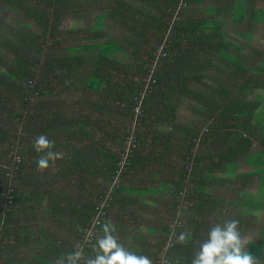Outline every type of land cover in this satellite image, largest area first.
<instances>
[{
	"label": "trees",
	"instance_id": "trees-1",
	"mask_svg": "<svg viewBox=\"0 0 264 264\" xmlns=\"http://www.w3.org/2000/svg\"><path fill=\"white\" fill-rule=\"evenodd\" d=\"M38 1L36 6L29 0L3 1L6 8L23 9L31 20L0 24V146L6 145L4 156L15 149L19 153L8 167L0 164L3 264H53L76 243L94 255L92 245L115 207L122 218L128 214L132 219L121 221L125 233L119 242L153 264H162L160 257L165 264H191L213 223L237 219L243 234L249 220L259 222L257 213L264 208V50L245 51L223 24L264 23V0H108V8L93 16L92 31L80 40L64 39V48L57 41L62 18L96 0ZM205 1L212 3L202 6ZM106 24L122 34L110 32ZM160 40L159 55H153L152 43ZM148 61L156 71L154 81L144 82L140 77L148 74ZM73 90L90 98L75 99L82 108L68 113L59 107L60 93ZM180 93L195 99L196 111L208 122L200 128L176 124L184 128L178 135L160 122L175 118L173 99ZM93 95L97 101L90 100ZM137 106L143 114L137 129L130 130L122 125L133 119ZM89 108L92 112L82 118ZM41 134L65 153L54 173L51 166L37 169L42 153L32 144ZM131 136L127 148L124 141ZM244 165L249 169L239 171ZM133 171L138 175L134 184L121 183ZM146 171L154 177L167 171L170 177L147 182L140 175ZM248 185L254 191L244 189ZM104 200L107 214L87 237ZM162 205L171 220H146L144 232L138 215ZM39 211L42 223L32 230L30 215ZM47 217L49 225L43 220ZM182 231L190 234L184 244L176 240ZM247 251L264 264V225Z\"/></svg>",
	"mask_w": 264,
	"mask_h": 264
},
{
	"label": "rangeland",
	"instance_id": "rangeland-1",
	"mask_svg": "<svg viewBox=\"0 0 264 264\" xmlns=\"http://www.w3.org/2000/svg\"><path fill=\"white\" fill-rule=\"evenodd\" d=\"M3 1L4 0H0V24L8 23L9 25L13 26L15 24L16 19L31 23V20L28 19V16L26 15L27 13L25 14V12H23V9H21L19 12H16L12 8L4 7L5 2H3ZM39 3H41V2L38 0H29V4H32L34 6H36ZM209 3H212V2L205 1L201 5L204 6V5L209 4ZM108 5H109L108 0H96V1L92 2V4L87 3V4L77 6V9H78L77 12L73 11V12H69L68 14H66L62 18V20L58 26V31H57L58 40L57 39L56 40L59 42V46L61 45L62 48L65 47L66 43L63 42L64 39L71 40L73 38H76V39L80 40L81 38L86 37L85 35L88 34L87 32L92 31L91 26L93 24V20H94L93 16L95 15V13L97 14L100 11L107 9ZM169 18L171 21H173L176 18V13H174ZM106 26L108 27V30L110 32H113L116 35L122 34L121 28L112 26L111 24H106ZM223 30L226 33H228L229 35L233 36L235 39H238V41L235 40L234 43H236L237 45H241L245 51L246 50L253 51L254 49H256V50H262L263 49L264 50V23L248 24V23H244V22L238 23V22L229 21V22H225L223 24ZM37 31H39V29H37ZM168 31H169V29H168ZM58 32H59V34H58ZM242 32H246V35L244 37L240 35V33H242ZM165 37H166V35H165ZM152 40H155V39H153V37H152ZM164 40H162V41L160 40L157 42L151 41V42H153L152 45H154L156 47L155 50L153 51V55H154V53H156L157 56L159 55V52H158L159 50L156 51V49H157V47H160L159 45L164 43ZM241 41L243 42L242 44L240 43ZM244 42H246V43H244ZM244 44H246L247 46H245ZM61 51H63V50H61ZM142 59H145V56L142 57L141 60ZM162 63H164L163 60L161 61V64ZM146 66L149 67L148 74L146 76L142 75L140 77L142 79V81H144V82H146L149 75H153L154 72L156 71V70L154 71L155 66L153 64H151V61H148V63H146V65H145V67ZM137 80H138V78H137ZM56 89H57V91H61L60 90V89H62L61 85H57ZM60 97L63 100L60 102L59 107H66V111L68 113H74L75 111L79 112L80 109L82 108V106L80 104L74 105V102H76L75 99H78V98L80 99L82 97H86V98L89 97L90 98V95H89V93H84L81 91L76 92L73 90L69 93H66V95H63V96L60 93ZM97 98H98L97 95H93L92 99H90V100L91 101H97ZM173 100L175 101V104H176L175 118L172 119L171 117L168 116L167 118H165L164 120H162L160 122L161 127L163 125H165L166 131H176V132H178L177 134L179 135L183 132V129H184V128H180L181 126L200 128V127H203L208 122L205 119V117L201 115L200 112L196 111V109H197L196 108V101L192 97H190L188 95H183L180 93L179 96L177 95V97H175ZM90 112H92L90 108L84 109L83 110L84 116H82V118L85 119V116L87 114H89ZM102 112H104V111H100L98 113H102ZM141 114H143L141 111V108L138 107V111L137 112L135 111L133 119L131 121H130V119H125V123L122 126L125 125L130 130H132L134 128L137 129V127H136V125L138 124L137 123V121H138L137 117H141L142 116ZM114 122H115L116 126H119L121 123V121L120 122L114 121ZM176 124H178V126H180V127L179 128H177L178 126L173 127ZM118 137H121V135H119ZM132 138L133 137L131 136V137L127 138L126 141H124V145H126L127 148L132 144ZM106 144L111 145L112 144L111 140L107 141ZM5 147H6V145L0 146V148H1L0 149L1 150L0 161H4L6 164H4L2 162H0V164L5 165L4 167H8V165H10V163L12 161L17 159V155H19V153L16 152L18 149L12 150L14 146L11 145L10 150H12V151H10L6 156H4L2 149L5 150L6 149ZM115 148L117 149V146H115ZM100 158H102V157H100ZM176 158H177V155H174L172 157V159L174 161H176ZM56 168H57V166L55 163V166L51 167V170L53 173L55 172ZM245 169H249V168L244 165V167H242L239 171H245ZM140 175L145 177L144 179L147 182H150V181L158 182V181H160L159 179H166V178L170 177V173H168L167 171H163L162 175L155 176V177L152 175H148L147 171L142 172ZM136 176H138L137 173H135L134 171L132 173L130 172L129 174H127L126 178L121 179V183L133 185L134 184V177H136ZM14 182L15 181L13 180L9 183V186L7 187V191H10L11 187H13V185H15ZM72 183H73V181H72ZM117 183H118V181H117ZM117 183H114V184H117ZM244 189H250L251 191H254L255 186L250 187V185H248ZM145 198H146V196H145ZM143 201L145 202L146 200L144 199ZM154 207H155V205L152 204L151 208H154ZM166 208L164 205H162L161 208L157 209L154 212H153V209H151V210L142 211L143 214L138 215V217L140 218V221L142 220L143 227L145 228V229L142 228L144 232L147 231V229H146L147 226H145L146 220L148 223L152 222L153 217H157L161 221V223H168L171 220V215L168 213ZM39 210H40V208H39ZM155 212H157V213L154 216ZM257 214H258L257 218L259 219V222L256 219L249 220L248 226L246 227L245 232L243 234H241L242 236L246 237L249 240V242L252 239H254L256 241L258 240L259 234H260V229L264 225V208H263V210L261 209V211L258 212ZM30 216L33 217V223L31 225V229L35 230L38 227V225L42 223L43 215L41 214V211H39L37 214H33ZM43 220L46 222V225H49L48 217L44 218ZM121 220H123L124 223H130L132 221V219L129 217L128 214H126V216L124 218H121ZM57 226H58V224H57ZM57 226L52 225L51 231H54L57 228ZM62 232H65V231L62 230ZM62 232L60 231L59 234L62 235ZM153 238L151 237V239H153ZM247 247H248V245H247ZM160 261L161 262L163 261L162 257H160ZM3 262H4L3 260H0V264H3Z\"/></svg>",
	"mask_w": 264,
	"mask_h": 264
},
{
	"label": "clouds",
	"instance_id": "clouds-1",
	"mask_svg": "<svg viewBox=\"0 0 264 264\" xmlns=\"http://www.w3.org/2000/svg\"><path fill=\"white\" fill-rule=\"evenodd\" d=\"M32 147L36 152L42 153L36 161L39 171L54 167L55 162L65 156L64 152L55 150V141L44 134L34 138ZM115 232L116 227L111 221L103 222V235L98 236L92 245L94 255H86L83 246L76 243L72 251L61 254L53 264H153L150 257L137 255L127 249L119 242L118 236L113 234ZM189 235L182 231L176 240L184 244ZM247 245L249 240L241 235L237 219L213 223L198 251L192 256L191 264H261L260 260L247 251Z\"/></svg>",
	"mask_w": 264,
	"mask_h": 264
},
{
	"label": "built area",
	"instance_id": "built-area-1",
	"mask_svg": "<svg viewBox=\"0 0 264 264\" xmlns=\"http://www.w3.org/2000/svg\"><path fill=\"white\" fill-rule=\"evenodd\" d=\"M160 52V50H159ZM164 55V54H163ZM153 75H149L147 81H154V79L152 78ZM138 111V108L136 109ZM125 158L122 160L124 161ZM123 163V162H122ZM118 179L116 178V180L114 181V183L117 181ZM106 200H104V202H101L97 207H96V212H95V215L92 219V222H91V225H90V228L88 229V235L87 237L90 235L93 234L94 230H95V227L97 225H99L101 223V221L105 218L106 214H107V210H106ZM162 264H165L164 263V259L162 261Z\"/></svg>",
	"mask_w": 264,
	"mask_h": 264
},
{
	"label": "crops",
	"instance_id": "crops-1",
	"mask_svg": "<svg viewBox=\"0 0 264 264\" xmlns=\"http://www.w3.org/2000/svg\"><path fill=\"white\" fill-rule=\"evenodd\" d=\"M123 214V212H122V210L120 209V208H117V207H115V208H113L111 211H110V218H109V221H111L112 222V224L113 225H115V227H116V232L115 233H113L114 235H117L118 236V238L120 239L121 237H122V234H124L123 233V231H121L120 229H119V227H120V223H122L121 221V218H122V215ZM132 222V221H131ZM142 226V224H140V226H139V228ZM144 228V227H143ZM145 229V228H144ZM101 235H103V233H102V229L101 230H99V232H98V236H101ZM145 236H147V235H145ZM128 237V236H127Z\"/></svg>",
	"mask_w": 264,
	"mask_h": 264
}]
</instances>
